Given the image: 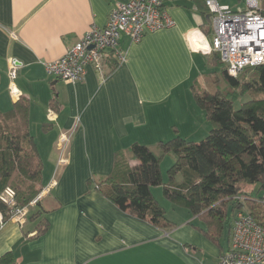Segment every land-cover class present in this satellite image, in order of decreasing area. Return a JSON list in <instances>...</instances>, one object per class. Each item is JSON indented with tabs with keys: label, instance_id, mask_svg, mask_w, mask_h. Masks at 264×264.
Here are the masks:
<instances>
[{
	"label": "crops",
	"instance_id": "obj_1",
	"mask_svg": "<svg viewBox=\"0 0 264 264\" xmlns=\"http://www.w3.org/2000/svg\"><path fill=\"white\" fill-rule=\"evenodd\" d=\"M128 1L0 0V109L8 113L18 100L9 91L8 60L19 59L16 84L30 104L29 128L44 161L40 204L49 223L37 237L39 220L3 222L0 214V257L12 253L16 264H218L229 248L236 212L217 235L163 195L186 211L174 221L165 209L171 227L164 229L119 209L91 185L112 173L116 152L135 143L155 148L175 135L199 143L212 129L194 98V87L206 86L214 69L203 0H166L174 25L136 44L121 37L125 61L115 68L108 52L104 75L88 67L71 84L47 74L45 63L63 57L92 27H105L110 12ZM218 2L247 9L246 0Z\"/></svg>",
	"mask_w": 264,
	"mask_h": 264
},
{
	"label": "trees",
	"instance_id": "obj_2",
	"mask_svg": "<svg viewBox=\"0 0 264 264\" xmlns=\"http://www.w3.org/2000/svg\"><path fill=\"white\" fill-rule=\"evenodd\" d=\"M203 13L210 23L206 5ZM109 57H115L114 53ZM114 60L116 68L119 62ZM210 65L224 69L229 88L216 90L213 73L206 76V86L194 87L195 101L212 124L206 138L195 143L175 135L155 148L135 143L127 151L116 152L112 173L91 185L119 209L160 228L168 229L171 223L152 193L157 187L168 201L201 217L211 233L218 235L224 222L238 211H246L264 229V197L246 192L255 185L264 192V65L247 69L237 78L227 74L218 53L212 54ZM247 96V101L240 102ZM237 102L241 104L238 109ZM58 108L57 100H52L50 110L56 114ZM29 113L30 104L22 96L10 112L0 109V197L10 188L17 207L35 209L27 219L39 220L38 237L48 231L49 223L43 218L41 200L37 201L45 189L44 161L30 132ZM171 153L176 161L165 183L161 165ZM179 174L182 180L177 182ZM0 214L3 222L11 220V209L1 200ZM0 264H16L15 256L0 257Z\"/></svg>",
	"mask_w": 264,
	"mask_h": 264
},
{
	"label": "built area",
	"instance_id": "obj_3",
	"mask_svg": "<svg viewBox=\"0 0 264 264\" xmlns=\"http://www.w3.org/2000/svg\"><path fill=\"white\" fill-rule=\"evenodd\" d=\"M166 0H129L118 4L111 12L103 28L92 27L67 53L45 63L49 76L67 83L81 82L88 67L105 74L104 61L108 52L114 53L119 63L125 56L119 50L121 37L133 44L139 43L147 32H154L174 25L164 3ZM212 26V37L207 53H218L227 74L237 78L247 69L264 65V15L259 0H246L245 11H234L218 0H203ZM23 62L16 58L8 60L9 91L20 97L17 79ZM70 137L60 140V149ZM64 164V160H60ZM45 191L37 201L44 196ZM0 200L11 209V220L24 223L30 208L16 205L15 192L7 188ZM32 203L31 206H35ZM264 262V229L246 211L235 213L230 231L229 248L224 251L218 264H260Z\"/></svg>",
	"mask_w": 264,
	"mask_h": 264
},
{
	"label": "rangeland",
	"instance_id": "obj_4",
	"mask_svg": "<svg viewBox=\"0 0 264 264\" xmlns=\"http://www.w3.org/2000/svg\"><path fill=\"white\" fill-rule=\"evenodd\" d=\"M259 4L260 7L262 6V0H259ZM223 68L222 67H216L215 69H212L213 74H215L214 77H212V83H217L215 86L216 90L219 89L221 91H225L229 88V85L227 84V80L224 78V74H223ZM207 72V71H206ZM252 72L248 73L246 79L250 78ZM203 76V75H202ZM210 78V77H209ZM245 80V79H244ZM257 98L260 97V95L256 96ZM249 99V96L245 97L242 99V101L240 102H245ZM240 102H237L234 106L236 109H238L240 107ZM166 140V139H165ZM170 140V139H169ZM168 141V140H166ZM176 161V156L174 154H169L165 157V160L163 161L162 165H161V172H162V176L165 182H168V170L172 167V165L175 163ZM177 182H180L182 180V176L179 174L176 177ZM259 187L257 185L255 186H248L246 188V192L247 193H252L255 197H264V192H259ZM152 193L153 195L159 200L160 204L162 206L165 207V209L168 212V216L170 218H172L174 221H176V214L177 215H181V213L186 214L185 210L179 209V208H175L171 203H169L168 201H166L163 198V194H162V188L161 187H157V188H152ZM30 213H32V211H34L35 209H30Z\"/></svg>",
	"mask_w": 264,
	"mask_h": 264
}]
</instances>
